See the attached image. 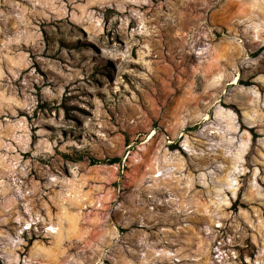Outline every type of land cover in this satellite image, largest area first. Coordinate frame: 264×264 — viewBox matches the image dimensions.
Listing matches in <instances>:
<instances>
[{
  "label": "rangeland",
  "instance_id": "obj_1",
  "mask_svg": "<svg viewBox=\"0 0 264 264\" xmlns=\"http://www.w3.org/2000/svg\"><path fill=\"white\" fill-rule=\"evenodd\" d=\"M0 264H264V0H0Z\"/></svg>",
  "mask_w": 264,
  "mask_h": 264
},
{
  "label": "trees",
  "instance_id": "obj_2",
  "mask_svg": "<svg viewBox=\"0 0 264 264\" xmlns=\"http://www.w3.org/2000/svg\"><path fill=\"white\" fill-rule=\"evenodd\" d=\"M252 131H253V139H256V137H258V134L255 130H252ZM110 161H111V163L117 162L118 158H113ZM93 162L95 163L96 161L93 160Z\"/></svg>",
  "mask_w": 264,
  "mask_h": 264
}]
</instances>
